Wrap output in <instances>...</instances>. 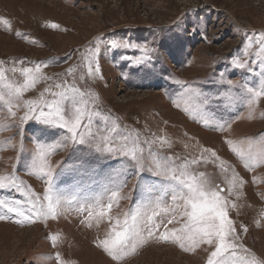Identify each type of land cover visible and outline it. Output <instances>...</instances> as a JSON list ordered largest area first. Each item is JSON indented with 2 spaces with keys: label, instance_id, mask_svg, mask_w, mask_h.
Returning <instances> with one entry per match:
<instances>
[{
  "label": "rangeland",
  "instance_id": "rangeland-1",
  "mask_svg": "<svg viewBox=\"0 0 264 264\" xmlns=\"http://www.w3.org/2000/svg\"><path fill=\"white\" fill-rule=\"evenodd\" d=\"M113 39L154 47L152 71L124 59L138 52L108 49ZM261 41L264 0H0V71L15 86L25 80L22 68L39 65L41 77L13 101L14 117L0 102V177L14 176L20 186L19 191L3 190L0 198L19 199L26 205L35 200L47 211L45 196L51 189L56 207L55 218L41 215L35 222L3 213L4 264H170V260L206 264L209 255L206 246L185 251L178 242L158 236L119 262L97 246L110 232L120 231L125 221L139 229L146 222L166 223L173 214L179 223L167 224L168 229L180 228L184 221L176 211L179 201L169 193L144 196L138 187L140 177L127 178L130 168L113 177L81 178L73 169L79 145L62 144L63 136L53 145L58 150L48 156L52 177L27 167L36 148L37 126L21 122L27 102L51 104L60 99L59 93L74 96L99 113L93 117L94 130L115 125L112 139L139 143L145 156L146 142H152L151 159L170 157L178 171L187 161L189 171L204 173L236 205L228 209L236 242L264 259V97L253 107L237 103L215 117L195 108L185 111L183 101L176 107L185 83L205 92L216 91L221 76L233 84L255 85L256 73L237 70L232 61L238 58L257 69L264 59ZM94 47L99 48L98 60L90 51ZM90 63H98L99 71L89 73ZM3 84L0 81V91L7 93ZM225 121L230 126L221 130ZM125 135L126 141L121 139ZM233 148L245 155H237ZM193 160L200 162L192 165ZM126 178L119 198L113 197L111 190Z\"/></svg>",
  "mask_w": 264,
  "mask_h": 264
},
{
  "label": "snow or ice",
  "instance_id": "snow-or-ice-1",
  "mask_svg": "<svg viewBox=\"0 0 264 264\" xmlns=\"http://www.w3.org/2000/svg\"><path fill=\"white\" fill-rule=\"evenodd\" d=\"M51 27L57 28L58 26L53 24ZM261 43L264 45V41ZM106 47L110 50L124 49L138 52L139 55L125 56L124 59L141 69L152 71V59L156 49L150 48L147 43L113 39ZM90 51L98 60L99 48L94 47ZM260 51L264 53V47H261ZM259 65H264V59L260 60ZM259 65L257 69H252L250 64L241 63L238 58H234L232 66L235 69H244L250 74L256 73L257 83L255 85L249 86L247 81L233 84L231 80L224 81L221 76V81L216 82L220 87L214 92H205L185 83L176 97L178 101L176 107L179 108V101H183L185 111L195 108L215 117L218 113L230 110L237 103H243L247 107L257 105L259 99L264 97V68H260ZM94 69L99 71L98 63L89 64V73ZM21 73L25 80L19 86H15L7 83L4 72L0 71V81H4L3 87L8 90L7 93L0 91V102L8 106V111L13 117L16 115L12 111L13 101L19 100L24 91L33 87L41 78L39 65L34 69L22 68ZM177 83L180 82L177 81ZM58 95L60 99L51 104L45 103L41 106L33 101L27 102V111L21 118V122L33 121L37 125L34 132L36 148L27 162L29 169H35L45 178L52 177L53 170L48 162V156L58 150L53 145L58 137L63 136L62 144L70 141L73 145H79L77 151L80 155L73 163V169L80 174L81 178L90 179L99 175L113 177L121 175L130 168L132 171L127 178L131 175L140 177L138 187L144 196L158 197L161 193H169L173 201H179L176 211L180 212V219L184 221L180 228H167V224L179 223L173 214L166 223L146 222L144 228L139 229L135 225L129 226L125 221L120 231L110 232L97 246L102 247L113 260L122 261L128 254H134L147 242L148 238L158 236L165 242L170 240L178 242L185 251L206 246L205 250L209 252L206 264H264V259L257 258L254 253H250L249 249L236 242V226L229 217L228 211L230 206L235 208L236 205L231 204L226 196L221 195L222 190L219 186L205 179L204 173L197 176L189 171L187 161L180 166L178 171L170 157L151 159L154 151L150 147L152 142H146L149 143V155L145 156L144 148L139 143L134 141L129 145L112 139L111 133L116 131L115 125L109 129L107 124H103L94 130L93 117L99 113L83 106L82 102L76 100L74 96L66 93ZM220 118L222 119V116ZM228 126H230L229 122L225 121L221 130ZM121 139L126 141L128 138L125 135ZM227 142L231 143V141ZM163 146L164 142H161V147ZM232 151L241 157L245 155L244 151H238L236 148ZM261 154L264 155V150ZM212 155L215 157V152ZM199 162L193 160L191 164L195 165ZM127 178L111 190L113 197L119 198L120 191L126 186ZM232 186L235 187L234 182ZM19 187L14 176L0 177V192L8 189L19 191ZM45 199L48 200L47 211L35 200L30 199L26 205L19 199L0 198V220L6 218L4 212L14 214L28 222H35V218L41 215H51L55 218L56 207L53 205L51 189ZM58 203L59 198L57 206ZM181 207L182 211H180ZM107 208L109 210L112 208L111 202L107 203ZM148 220L151 221L152 218L148 217ZM162 227L164 231L161 234ZM144 231H146V236ZM244 231H247V228ZM238 250L248 253L250 258L239 255Z\"/></svg>",
  "mask_w": 264,
  "mask_h": 264
},
{
  "label": "bare ground",
  "instance_id": "bare-ground-1",
  "mask_svg": "<svg viewBox=\"0 0 264 264\" xmlns=\"http://www.w3.org/2000/svg\"><path fill=\"white\" fill-rule=\"evenodd\" d=\"M6 236H9V235H6ZM18 236V234L16 233V234H13V235H10L9 237V239H11V238H15V237H17ZM20 239H23V235L20 237ZM20 239H18V241H20ZM24 241V240H23ZM2 243H5V242H2ZM8 243V242H7ZM172 247H174V246H172ZM174 249V248H173ZM173 252V251H172ZM158 254V253H157ZM0 257H2V260L0 261V264H4V262L6 261L5 260V254L3 255V253L1 252L0 253ZM8 257V256H7ZM169 262H172V263H170V264H179L178 262H176L175 260H173V261H169Z\"/></svg>",
  "mask_w": 264,
  "mask_h": 264
}]
</instances>
